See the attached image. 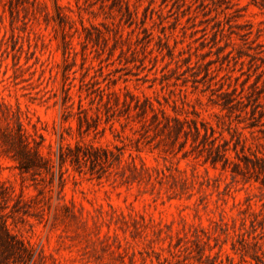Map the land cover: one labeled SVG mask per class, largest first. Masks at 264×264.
Listing matches in <instances>:
<instances>
[{"label": "rangeland", "instance_id": "374dc122", "mask_svg": "<svg viewBox=\"0 0 264 264\" xmlns=\"http://www.w3.org/2000/svg\"><path fill=\"white\" fill-rule=\"evenodd\" d=\"M148 102L192 131L182 151ZM18 123L49 170L18 169ZM195 124L229 149L226 169L193 151ZM60 145L114 157L60 165ZM254 162L264 0H0V207L32 253L9 264H264Z\"/></svg>", "mask_w": 264, "mask_h": 264}, {"label": "trees", "instance_id": "16d2710c", "mask_svg": "<svg viewBox=\"0 0 264 264\" xmlns=\"http://www.w3.org/2000/svg\"><path fill=\"white\" fill-rule=\"evenodd\" d=\"M66 98L70 99L69 94L66 95ZM102 98L103 97L101 96V99ZM147 105L151 112L154 113L153 124L156 126L163 124L164 130L166 131L167 135L170 136L173 144H178L181 148L180 151H182L189 140V133L192 131H186L183 126V122L177 118L173 119L174 124H172L170 118L167 117L165 113H163V120H161L154 112L155 109L153 105L149 102ZM79 110L80 114L84 115L83 117H79L80 128L83 126V121L89 126V117L82 104L79 105ZM141 111V115L147 116V108H141ZM68 114L69 112L67 111V108H65L63 113L64 120L67 119ZM201 126L204 129V134H202L201 129L197 124H195L193 128L194 134H192V136H195L193 137L194 145L199 141V138L203 136V140L201 142L199 141V143L195 145L193 151L196 147L202 145L203 148L199 149L198 157L202 156L205 163H210L214 167L221 165L222 169H226L227 166L232 163L227 155L229 149L217 143L215 130L212 127L208 128L206 125ZM87 130H89V127ZM182 136L185 137V142L183 143L181 142ZM5 138L7 141H9V151L12 153V157L17 162V167L22 174H31L40 169H50V166L46 164L44 158L41 156L35 139H33V137L27 132L21 123H18V127L15 131L10 130L6 134ZM30 139L33 140L34 146H32ZM85 149H89V147L77 145L75 149H72L69 145H60L58 150V161L60 165H63L68 160L77 164H80L82 161H90L92 165H97L101 163H108L110 157H114L113 152L108 150H103L102 155L100 154V150L94 149L92 152L93 155H89L90 153L85 152ZM186 153H188V151H186ZM118 160H120V157ZM254 163L255 164L253 165H256L260 171H264V166L261 165L260 162ZM234 167L236 170V167H239V164L235 163ZM253 168L255 169V167ZM23 257H27V259L30 261L32 259V253L22 241L10 233L7 226V220L0 207V264H9V260L11 258Z\"/></svg>", "mask_w": 264, "mask_h": 264}]
</instances>
